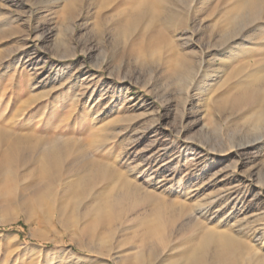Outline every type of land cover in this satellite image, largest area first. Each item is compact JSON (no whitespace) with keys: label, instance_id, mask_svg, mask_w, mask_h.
<instances>
[{"label":"rangeland","instance_id":"1","mask_svg":"<svg viewBox=\"0 0 264 264\" xmlns=\"http://www.w3.org/2000/svg\"><path fill=\"white\" fill-rule=\"evenodd\" d=\"M140 1L119 4L114 20L123 18ZM234 1L173 0L182 14L170 24L168 36L157 28L152 36L147 25L141 24L126 37L118 33V25L97 18L102 0H83V13L74 25L60 23V8L54 0H43L38 6L32 0H0V27H17V32L0 38V73L5 76L1 85L14 88H0L4 99L0 100V112L6 110V118L11 116L18 100L29 95L31 89L24 82L30 79L28 84H35V91H53L57 106L64 109L59 116L70 115V122L57 118L49 128L45 120L35 118L38 129H56L83 143H88L92 132L113 133L115 141L107 148L114 152H105L108 163L144 189H151L149 184L156 180L154 191L166 190V196L173 198L178 193L169 187L189 181L195 201L206 204L213 200L212 220L217 216L229 219L234 228L240 222L249 226L263 223L264 130L247 123L246 117L255 109L243 116L222 110L221 102L238 89L242 78L235 75L238 62L264 57V19L237 16L234 25L239 24L249 51L241 54L238 45L242 40L226 47L223 35L232 25L229 19ZM83 19L87 25H82ZM162 36L172 42L171 49L163 46ZM60 40L64 46L59 45ZM233 52L240 55L230 60ZM180 54L191 59L185 70L176 68ZM199 58L206 63L202 73L196 68ZM53 78L56 82L51 85ZM65 92L74 94L63 101ZM9 97H13L11 105ZM43 106L48 107L45 100L36 108ZM184 151L188 160L183 158ZM129 168H136V175L127 171ZM39 209L38 215L28 220L12 207L0 209V233L17 239L21 247L38 248L37 253L24 257L25 262L9 263L91 264L87 259L90 254L75 242H87V237L80 232L85 223L72 202L65 215ZM236 218L237 223L233 221ZM260 253L264 257V247Z\"/></svg>","mask_w":264,"mask_h":264},{"label":"bare ground","instance_id":"2","mask_svg":"<svg viewBox=\"0 0 264 264\" xmlns=\"http://www.w3.org/2000/svg\"><path fill=\"white\" fill-rule=\"evenodd\" d=\"M32 1L37 6L43 3V0ZM102 1L97 18L105 24L111 21L110 25H118V33L126 37L136 32L141 24L147 25L151 34L157 28L168 36L170 24L182 12L173 6V0H141L136 7L124 11L123 18L114 20L113 12L119 4L132 0ZM54 2L60 8V23L63 25H74L83 13V0ZM232 9L234 12H231L232 17L229 19L232 25H228V35H223L225 46L242 40V44H236L241 46V54H245L249 51L248 46L242 38L243 32L238 31L239 24L234 25V22L237 16L245 18L249 15L257 20L264 19V0H235ZM4 19L10 20V16L6 15ZM85 20L82 25H87ZM16 28L14 26L3 30L0 27V38L17 32ZM160 41L165 48L171 49L173 46L168 37L162 36ZM59 45L64 46L61 40ZM239 55L233 52L229 59L234 60L231 57ZM2 56L0 52V66ZM190 63L188 56L180 54L176 68L185 70ZM195 63L197 72L202 73L205 61L199 58ZM230 64H227V68ZM239 74L242 78L237 91L221 102V108L243 116H246L245 111L255 109L246 117L247 123L251 128L262 131L264 57L238 62L235 75ZM4 77V73H0V88L12 91L13 87L1 85ZM29 82L30 79L24 82L31 89L29 95L18 100L19 106L13 109L11 116L6 118V110L0 112V209L8 210L12 207L14 212H19L28 220L38 215L39 207L46 209L43 210L46 212L53 209L59 215H65L72 202L73 209L79 211L85 223L80 232L87 237V242H75L80 250L90 254L87 259L91 264H110L109 259L113 260V264H264V257L260 253L264 247V222L258 223L260 227L240 222L234 228L235 225L228 223L229 219L223 221L217 216L212 220L215 214L210 210L215 208L211 205L213 200L206 204L195 201L194 193L191 194L189 190V181L169 187L170 191L178 193L173 198L166 196V190L154 191L157 189L156 180L149 184L151 189H144V185L136 183L133 178L108 163L105 152H114L112 147L107 148L110 142L115 141L113 133L92 132L88 143H83L56 129H38L34 126L35 118L45 120L49 128L51 121L57 118L70 122V115L65 118L59 116L64 109L57 106V98L51 89L37 92L35 84ZM55 82L54 78L49 81L51 85ZM73 94H61L63 101L70 99ZM0 100L4 101L3 98ZM41 100L48 104V107H42L43 110L36 108ZM7 103L11 105L13 97H9ZM186 152L183 158L188 160ZM136 168L127 171L136 175ZM179 182L181 179L177 180ZM233 221L237 223L238 219ZM81 234L77 235L81 237ZM37 249L21 247L17 239L0 233L1 264L25 262L24 257L37 253ZM71 256L77 259L74 253ZM28 264H33V261Z\"/></svg>","mask_w":264,"mask_h":264}]
</instances>
